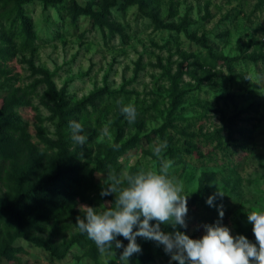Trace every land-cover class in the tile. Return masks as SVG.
<instances>
[{
	"label": "rangeland",
	"instance_id": "obj_1",
	"mask_svg": "<svg viewBox=\"0 0 264 264\" xmlns=\"http://www.w3.org/2000/svg\"><path fill=\"white\" fill-rule=\"evenodd\" d=\"M104 11L99 24L94 15ZM22 13L32 34L24 33L29 39L21 35L12 47L8 72L0 77V110L11 93L24 96L15 110L31 142L46 152L41 167L46 160L51 170L61 119L44 94L54 87L63 93L60 105L66 103L70 119L84 127L86 155L71 202L74 219L60 223L55 237L59 244L75 236L77 241L56 256L17 237L13 246L20 250L15 257L0 255V264H122L117 258L123 248L101 256L96 246L82 243L88 238L78 231L76 217L85 215L80 205L101 211L114 201V194L100 195L108 175L157 166L151 149L162 141L170 175L188 196L187 227L179 230L201 238L203 225L217 221L222 206L221 223L233 236L249 238L247 212L264 206V2L30 0ZM121 100L135 105L133 123L121 113ZM69 145L75 149L72 140ZM27 157L19 155L21 162ZM10 161L0 166L3 203L14 200L17 188ZM218 191L224 195L209 206L207 198ZM117 239L127 246L128 240ZM137 243L141 252L128 264H177L155 241L137 237Z\"/></svg>",
	"mask_w": 264,
	"mask_h": 264
},
{
	"label": "clouds",
	"instance_id": "obj_2",
	"mask_svg": "<svg viewBox=\"0 0 264 264\" xmlns=\"http://www.w3.org/2000/svg\"><path fill=\"white\" fill-rule=\"evenodd\" d=\"M118 104L128 122L133 123L137 117L135 105L124 104L122 100ZM70 128L73 143L83 148L87 141L82 134L83 125L71 121ZM102 134L108 135L107 127L102 129ZM166 149L167 141L152 147V156L158 162L155 167L141 168L122 177L108 175L100 195L114 194V201L108 202L101 211L80 205L85 215L76 217L78 231L94 242L101 256L116 254L115 249L123 248L119 255L122 264H128L134 254L141 252L137 237L162 245L171 261L177 264H264V206L247 212L255 242L244 235L231 234L221 223L222 206L218 207L219 219L203 225L205 234L201 238H190L179 230L187 227L188 196L182 195L184 185L170 175L171 162L163 155ZM217 195L224 194L218 191L209 196L206 203L213 206ZM165 224L171 227V232L162 230L161 225ZM120 236L128 240L127 246L117 239Z\"/></svg>",
	"mask_w": 264,
	"mask_h": 264
},
{
	"label": "trees",
	"instance_id": "obj_3",
	"mask_svg": "<svg viewBox=\"0 0 264 264\" xmlns=\"http://www.w3.org/2000/svg\"><path fill=\"white\" fill-rule=\"evenodd\" d=\"M28 1L30 0H0V77L1 74L8 72L5 67L7 61L13 56L12 47L17 45L19 37L24 33L32 34L31 22L22 13L23 5ZM263 2L264 0H261V3ZM84 12L93 15L90 10ZM106 16L107 11L101 15H94L99 24H104ZM159 23L161 24V21ZM22 39L26 41L29 36L23 35ZM182 71L183 69L180 74ZM44 95L54 102L52 112L61 119L58 128L59 138L56 142L58 151L52 156L50 163H53L54 167L51 170L46 166V160L41 167L42 156L46 152L44 153V150L39 152L35 144L31 142L30 135L20 123L15 110V107L23 102L24 96L11 93L5 99L7 104L0 110V166L11 160L10 165L15 169V181L17 182V188L13 191L14 200L6 201V203L0 201L1 257H15L18 247L16 248L13 244L17 237H28L36 245L50 249L56 256L65 255L69 245L77 241V236H75L73 241H63L59 244L55 241V237L57 229L63 228L59 226L60 223L66 221L67 218L74 219L71 202L75 200L77 189L81 186L79 175L82 164L81 156L86 153L83 152L81 146L76 144L74 150L69 149V143L72 140L70 122L74 120L70 119L69 111L65 109L66 103L60 105L64 98L63 93L52 87ZM64 124L68 128L62 132ZM44 140L49 142L46 138ZM126 145L122 147L125 148ZM115 152L117 151L110 154L113 158H115ZM36 153L41 154L35 155ZM23 154H28V157L21 162L19 155ZM161 228L165 232L172 231L168 225H162ZM248 239L255 242L252 229ZM81 240L84 245L90 248L95 247L92 240L84 236ZM110 264L120 263L113 260Z\"/></svg>",
	"mask_w": 264,
	"mask_h": 264
}]
</instances>
